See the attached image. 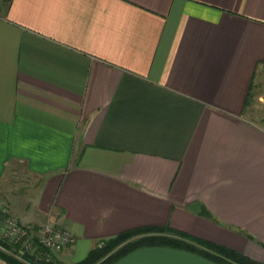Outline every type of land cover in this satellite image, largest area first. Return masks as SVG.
Wrapping results in <instances>:
<instances>
[{
	"label": "crops",
	"instance_id": "0c3cea01",
	"mask_svg": "<svg viewBox=\"0 0 264 264\" xmlns=\"http://www.w3.org/2000/svg\"><path fill=\"white\" fill-rule=\"evenodd\" d=\"M262 86L264 0L1 2L0 187L26 182L11 216L68 229L61 264L147 228L264 264ZM110 264L220 263L150 245Z\"/></svg>",
	"mask_w": 264,
	"mask_h": 264
},
{
	"label": "trees",
	"instance_id": "16d2710c",
	"mask_svg": "<svg viewBox=\"0 0 264 264\" xmlns=\"http://www.w3.org/2000/svg\"><path fill=\"white\" fill-rule=\"evenodd\" d=\"M1 1L6 2L7 0ZM150 245L182 248L203 255L220 264H262L227 247L203 240L190 239L178 233L170 232L168 229L158 228L137 229L121 233L90 250L81 264H110L135 248ZM0 246L9 248V245L2 241H0ZM0 255L10 263L24 264L1 249Z\"/></svg>",
	"mask_w": 264,
	"mask_h": 264
},
{
	"label": "built area",
	"instance_id": "2783aa9c",
	"mask_svg": "<svg viewBox=\"0 0 264 264\" xmlns=\"http://www.w3.org/2000/svg\"><path fill=\"white\" fill-rule=\"evenodd\" d=\"M0 241L9 245L0 249L24 264H60L61 249L74 237L64 227H54L49 220L34 226L22 223L0 211Z\"/></svg>",
	"mask_w": 264,
	"mask_h": 264
},
{
	"label": "rangeland",
	"instance_id": "374dc122",
	"mask_svg": "<svg viewBox=\"0 0 264 264\" xmlns=\"http://www.w3.org/2000/svg\"><path fill=\"white\" fill-rule=\"evenodd\" d=\"M2 1L0 0V3ZM255 93H260L263 100L260 101V98H258L257 95L254 94L253 92V95H254V101H255V104H253L251 107H249V109L252 110L251 113H253V118L256 119V122H258L260 120V118H264V87H260L259 91L256 90ZM250 113V114H251ZM255 114V115H254ZM18 178V177H17ZM16 183L13 182V183H9V185L7 186H1L0 187V211L1 213H8L9 215H11L10 213H15L13 211L14 207L15 206V203H16V198L19 197V195L22 194L21 190L24 189V185L26 182H24L23 180V177L20 176L19 179H16ZM15 202V203H14ZM15 210H17L16 206H15ZM22 212V211H20ZM17 219V218H15ZM101 245V244H99ZM98 245V246H99Z\"/></svg>",
	"mask_w": 264,
	"mask_h": 264
}]
</instances>
